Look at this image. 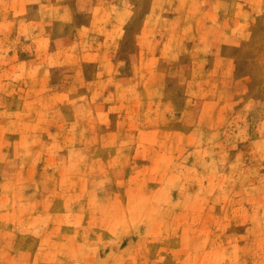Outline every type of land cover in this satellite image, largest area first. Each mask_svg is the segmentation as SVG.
<instances>
[{
    "label": "rangeland",
    "instance_id": "374dc122",
    "mask_svg": "<svg viewBox=\"0 0 264 264\" xmlns=\"http://www.w3.org/2000/svg\"><path fill=\"white\" fill-rule=\"evenodd\" d=\"M0 264H264V0H0Z\"/></svg>",
    "mask_w": 264,
    "mask_h": 264
}]
</instances>
